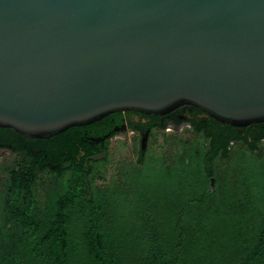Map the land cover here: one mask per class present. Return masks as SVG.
Returning <instances> with one entry per match:
<instances>
[{"label": "trees", "instance_id": "trees-1", "mask_svg": "<svg viewBox=\"0 0 264 264\" xmlns=\"http://www.w3.org/2000/svg\"><path fill=\"white\" fill-rule=\"evenodd\" d=\"M185 107L196 139L171 166L139 150L101 185L109 158L85 165L109 154L107 117L48 139L0 128L15 157L0 179V264H264V123L238 128ZM141 117L151 136L165 127ZM236 152L260 172L231 171Z\"/></svg>", "mask_w": 264, "mask_h": 264}, {"label": "water", "instance_id": "water-1", "mask_svg": "<svg viewBox=\"0 0 264 264\" xmlns=\"http://www.w3.org/2000/svg\"><path fill=\"white\" fill-rule=\"evenodd\" d=\"M183 106L264 123V0H0V128L48 139Z\"/></svg>", "mask_w": 264, "mask_h": 264}, {"label": "rangeland", "instance_id": "rangeland-1", "mask_svg": "<svg viewBox=\"0 0 264 264\" xmlns=\"http://www.w3.org/2000/svg\"><path fill=\"white\" fill-rule=\"evenodd\" d=\"M182 129L185 130V133H179L180 135L173 134L174 131L169 132L161 130L155 132L154 135L150 137L149 143L147 142V147L144 154L149 149V156H161L166 160L169 158L171 161H168V163L165 165L171 166L173 164L172 162L176 160L177 155H180L184 152L183 147L186 143H182V145H180V142H193L196 139V136L192 133L190 128L186 129V127H184ZM141 140L142 138L139 139L137 136L131 137L122 135H118L113 140H111L109 142V154L106 157V159L109 158V161L100 171L103 178H98L96 180V184H106L112 180L119 179L123 168L138 162L140 159L138 151L140 150L142 152ZM176 140H179V142L176 143ZM238 152H236V155L233 157L232 163L230 164V167H232L231 171L236 168L241 170V172L246 173L245 170L249 168L250 171L252 170L249 174L250 176L253 173L254 176L257 175L260 171L253 169V167L249 165L251 163H246L247 160H244V158L241 156V153ZM14 158V155L12 156V154L6 151H2L0 153V179L3 175L2 167L11 163L12 159L14 160ZM220 165V167L223 169L227 167L225 162L221 163ZM261 175L262 174H260V176ZM214 190L215 181L212 179L210 183V191Z\"/></svg>", "mask_w": 264, "mask_h": 264}, {"label": "flooded vegetation", "instance_id": "flooded-vegetation-1", "mask_svg": "<svg viewBox=\"0 0 264 264\" xmlns=\"http://www.w3.org/2000/svg\"><path fill=\"white\" fill-rule=\"evenodd\" d=\"M189 111L185 106L180 107L172 112H170L167 115L164 116H151L154 117V120L158 118L159 123L155 122L153 123L154 128L159 127V125L164 124L165 127L161 130L163 131H169L173 132V134L180 135L179 133H185V130L182 128L186 127L187 128H192L191 122L189 121L190 116H189ZM145 114L137 113V112H118L111 114L107 116L105 122L107 121L108 125L113 126V131L109 132L106 135V138L103 139L102 142H105L106 140H113L116 136L122 135V136H137L139 139L143 137L145 133L149 131V138H148V143L151 137V128H146V126L151 122L150 120H147L146 118H142L141 116ZM148 116L149 115H145ZM152 119V118H151ZM157 120V121H158ZM145 130V131H144ZM7 134L2 132L1 138H7ZM2 151H6L10 154L13 153L8 151L7 148L3 147L0 144V153ZM107 152V151H105ZM104 153V152H103ZM108 155V152H107ZM83 156V155H82Z\"/></svg>", "mask_w": 264, "mask_h": 264}]
</instances>
